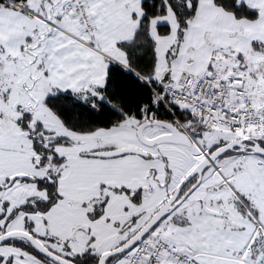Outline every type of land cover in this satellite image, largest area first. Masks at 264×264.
<instances>
[{"label":"snow or ice","instance_id":"snow-or-ice-1","mask_svg":"<svg viewBox=\"0 0 264 264\" xmlns=\"http://www.w3.org/2000/svg\"><path fill=\"white\" fill-rule=\"evenodd\" d=\"M0 264H264V0H0Z\"/></svg>","mask_w":264,"mask_h":264}]
</instances>
